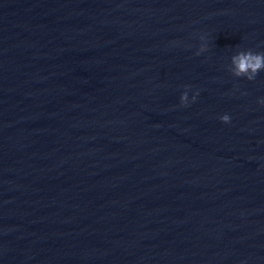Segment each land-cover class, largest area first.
I'll return each mask as SVG.
<instances>
[{
	"label": "water",
	"instance_id": "obj_1",
	"mask_svg": "<svg viewBox=\"0 0 264 264\" xmlns=\"http://www.w3.org/2000/svg\"><path fill=\"white\" fill-rule=\"evenodd\" d=\"M243 50L264 0H0V264H264Z\"/></svg>",
	"mask_w": 264,
	"mask_h": 264
},
{
	"label": "clouds",
	"instance_id": "obj_2",
	"mask_svg": "<svg viewBox=\"0 0 264 264\" xmlns=\"http://www.w3.org/2000/svg\"><path fill=\"white\" fill-rule=\"evenodd\" d=\"M203 51V49H200ZM199 54V53H197ZM233 64V74L237 77H245L247 80L252 81L255 79L258 72L264 70V52H253L251 50L238 51L231 58ZM189 87V86H186ZM196 94L193 95L192 101H195ZM264 104V100L259 101ZM187 93L184 92L180 96V105L187 106ZM223 123H229L230 117L227 114L220 116Z\"/></svg>",
	"mask_w": 264,
	"mask_h": 264
}]
</instances>
